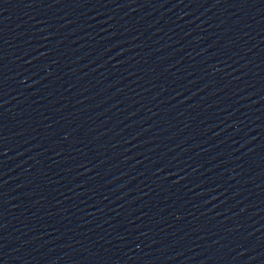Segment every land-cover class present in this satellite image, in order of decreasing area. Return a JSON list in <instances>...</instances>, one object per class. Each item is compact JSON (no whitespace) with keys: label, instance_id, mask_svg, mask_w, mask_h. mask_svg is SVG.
I'll return each mask as SVG.
<instances>
[{"label":"water","instance_id":"95a60500","mask_svg":"<svg viewBox=\"0 0 264 264\" xmlns=\"http://www.w3.org/2000/svg\"><path fill=\"white\" fill-rule=\"evenodd\" d=\"M0 264H264V0H0Z\"/></svg>","mask_w":264,"mask_h":264}]
</instances>
